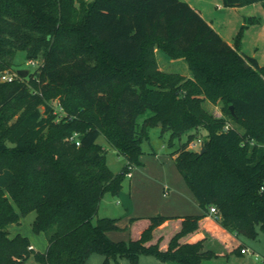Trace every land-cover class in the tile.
<instances>
[{"label": "trees", "instance_id": "1", "mask_svg": "<svg viewBox=\"0 0 264 264\" xmlns=\"http://www.w3.org/2000/svg\"><path fill=\"white\" fill-rule=\"evenodd\" d=\"M254 1L264 2L224 4ZM19 50L39 64L26 77L0 80V264H34L32 256L87 264L93 253L104 254V264L119 257L139 264L141 255L206 264L218 254L188 236L212 205L229 232L256 238L264 231V65L189 2L0 0V73ZM159 51L185 60L191 76L163 70ZM205 101L221 105V116ZM155 125L171 132L170 144L195 129L173 156L202 213L132 217L131 228L143 222L136 234L113 240L118 218L93 220L106 192H122ZM100 136L126 158L119 171ZM197 138L203 153L190 147ZM33 211L32 228L48 236L43 252L27 236H10V226Z\"/></svg>", "mask_w": 264, "mask_h": 264}, {"label": "rangeland", "instance_id": "2", "mask_svg": "<svg viewBox=\"0 0 264 264\" xmlns=\"http://www.w3.org/2000/svg\"><path fill=\"white\" fill-rule=\"evenodd\" d=\"M202 7L205 16L233 43L241 48V51L249 56H255L264 64V2L254 1L241 6H226L224 0H191ZM158 61L163 70L167 72L181 73L186 77L191 76L188 65L183 59H172L167 54L159 51ZM37 65L31 63L24 50L16 52L13 64L8 70L17 72L19 69H28L34 72ZM53 105L60 111L58 100ZM204 106L216 116H221V105H215L205 101ZM45 108L41 112H44ZM152 114L151 110L138 117V122L143 121ZM161 125V124H160ZM150 127L149 137L142 142V151L139 153V162L130 168L133 177L126 176L122 193L113 195L106 192L102 198L97 216L116 217L118 229L110 231L109 236L113 240L129 241L143 222L139 221L133 228H130L132 217H150L158 214H177L182 212H194L191 204L189 186L183 175L178 170L173 153L180 147L181 142L188 139L190 133L195 129L183 133L181 138L176 137L173 144H170L171 132L162 133L161 126ZM202 135L199 134V137ZM198 139V138H197ZM195 141V140H194ZM98 142L107 149V160L110 168L117 172L124 165L126 158L115 150L104 136L98 138ZM197 142V141H196ZM190 147L192 148L191 144ZM192 149L200 151L201 147L194 146ZM188 193H180L181 188ZM187 193V192H186ZM193 197V196H192ZM202 213V208L200 207ZM186 210V211H184ZM129 214V215H128ZM36 216L33 211L22 216L20 223L10 226V236L20 233L27 236L34 244L35 250L43 252L48 245V236L45 232H36L32 228V222ZM173 225V224H172ZM14 228V231L11 229ZM12 231V232H11ZM243 243L249 246L253 253L239 254L233 252L229 258L224 256H213L205 261L206 264H264V231L259 230L256 238L240 235L237 246ZM139 264H168L159 260L153 255H146ZM105 255L93 253L87 260V264H104ZM30 262L41 264L32 256ZM108 264H131L127 257L112 259Z\"/></svg>", "mask_w": 264, "mask_h": 264}, {"label": "crops", "instance_id": "3", "mask_svg": "<svg viewBox=\"0 0 264 264\" xmlns=\"http://www.w3.org/2000/svg\"><path fill=\"white\" fill-rule=\"evenodd\" d=\"M185 1L189 2L196 10H198L201 13V15L222 35V37L228 43H230L231 45H233V43L223 34V32L221 30H219L215 26V24L212 21H210L205 16V14H204L203 9H202L201 6H199L195 2H191V0H185ZM157 54H158V52H157ZM253 57H255V56H253ZM257 60L259 61L258 58H257ZM259 63L262 64L260 61H259ZM262 65H264V64H262ZM196 141L197 140L193 141L191 143V146L194 143H196V145H197L198 143ZM198 146L201 147L200 144H198ZM174 157L175 156H173V158ZM125 163H126V161H125ZM131 177H133V174H132ZM188 190H190V193L193 194V192H192V190L190 188ZM182 191H183V195L190 194V193H188V191H186L185 187H184V189L181 188V190H180V193L181 194H182ZM190 199L192 200V203L191 204L194 206V210H192L194 212H187L186 210H184L186 212L177 213V214H167V213L161 212V213H163L162 215H167V216H185V215L200 214L201 213L200 212L201 210L199 208V202L197 201V199L194 196V194L193 195H190ZM142 217H145V216H142ZM179 225H180V220L175 221L174 231L178 229ZM130 228H131V221H130ZM11 230L14 231V228L11 229ZM109 232H108V234H109ZM239 239H240V235H236L234 233H231L228 230H226L225 228H223L220 225V223L218 222L217 217L214 216L213 213H211L209 216H207V217H205V218H203L201 220V226H200V229L197 232H195L194 234H190L188 236V240L190 242H196L198 240H203L204 241L205 249H211V250L215 251L216 254H218L217 256H224L226 258H229L230 255L233 252H237V253L242 254V255L243 254H248L249 252H247V253H242L241 252V249L244 248V247L249 248L251 251H254L249 246L245 245L243 243V241H241V243L237 246ZM32 247L35 249V246H34L33 243H32ZM144 256H146V255H141L140 256V261L141 260H144L143 259ZM168 264H173V263H168Z\"/></svg>", "mask_w": 264, "mask_h": 264}, {"label": "built area", "instance_id": "4", "mask_svg": "<svg viewBox=\"0 0 264 264\" xmlns=\"http://www.w3.org/2000/svg\"><path fill=\"white\" fill-rule=\"evenodd\" d=\"M30 61H31V63L34 64V65H37V66H38V64H39V62H38L37 60H30ZM18 76H19L18 72L4 71V72H1V73H0V80H1V81H13V80L16 79ZM59 109H60V111H62V107H61V106H59ZM229 127H230V124L228 123V124L226 125V129L229 128ZM197 143L200 144V145H202V143H203L202 139L199 138V139L197 140ZM194 146H196V143H194V144L192 145V147H194ZM131 166H132V165L129 166V171L127 172V176H132V173H131V171H130ZM210 212L213 213V214H216V213H217V208H216L215 206L212 205V206L210 207ZM31 248H32V246H31ZM241 252H242V253H247V252L252 253V251H251L249 248H246V247L242 248V249H241Z\"/></svg>", "mask_w": 264, "mask_h": 264}, {"label": "water", "instance_id": "5", "mask_svg": "<svg viewBox=\"0 0 264 264\" xmlns=\"http://www.w3.org/2000/svg\"><path fill=\"white\" fill-rule=\"evenodd\" d=\"M18 74L21 75L22 77H26L28 76V74L30 73V71L28 69H19L18 71ZM44 107H40V110L42 111ZM231 110L234 112V107L231 106ZM161 124V123H159ZM205 144L204 142L202 143L201 145V149H200V153H203L205 151Z\"/></svg>", "mask_w": 264, "mask_h": 264}]
</instances>
